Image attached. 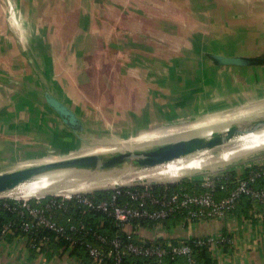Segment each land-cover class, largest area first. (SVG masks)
<instances>
[{
  "label": "crops",
  "instance_id": "0c3cea01",
  "mask_svg": "<svg viewBox=\"0 0 264 264\" xmlns=\"http://www.w3.org/2000/svg\"><path fill=\"white\" fill-rule=\"evenodd\" d=\"M250 4L247 0H0V161L18 162L28 153L47 151L64 135L79 142L47 107L43 95L54 93L72 106L76 96L66 94L67 76L82 82L83 70L97 66L108 53L126 57L127 66L138 69L142 94L135 98L141 102L122 121L124 131L131 129L128 137L153 123L160 130L168 123L217 114L205 111L207 101L218 92L238 95L231 76L253 69L214 67L206 54L253 55L264 50V4ZM180 12L194 23L182 24ZM181 39L188 40L190 47L180 46ZM169 51L183 52L185 57L171 56L168 63L159 59L157 53L163 57ZM149 60L157 76L164 63L168 66V73L158 76L150 90ZM260 69L264 67L254 71ZM198 101L202 109L187 115L195 111ZM80 102L77 99L84 112L77 104L72 107L83 118L101 111L102 107H92L90 112ZM180 110H186L183 118L172 119ZM85 121L91 132L90 122ZM9 149L18 150L19 155L27 151V155H8ZM247 166L234 168L233 178L236 173L246 174ZM196 177L186 179L190 186V179ZM257 186L264 187V182ZM228 191L220 189L219 196ZM164 222L135 225V240L163 243L212 238L219 241L209 248L214 264H264L262 204L243 199L221 220L188 225ZM37 246L26 236H6L0 240V264H81L62 248L48 243L40 249ZM176 264H186V259L179 258Z\"/></svg>",
  "mask_w": 264,
  "mask_h": 264
},
{
  "label": "built area",
  "instance_id": "2783aa9c",
  "mask_svg": "<svg viewBox=\"0 0 264 264\" xmlns=\"http://www.w3.org/2000/svg\"><path fill=\"white\" fill-rule=\"evenodd\" d=\"M247 173L236 175L234 169L200 175L191 181V189L182 184V181L162 184H142L137 186L121 187L112 190L107 199H99L96 192L74 193L72 195H51L36 197L34 199H10L14 205L3 202L0 208L16 211L24 217L26 212L28 220L21 221L24 232L33 229L46 228L70 242L66 253L71 255L72 248L79 241L75 236L85 233L95 237L96 242L104 247L87 244V251L92 264H106V260L113 259L114 264H121L127 255L141 256L153 259L156 264H165L167 259L176 261L186 259V264H198L195 257V246L211 248L218 240L212 238L184 240L176 238L164 244H149L148 240L135 242L133 228L144 222L158 223L167 219L179 217L183 225L203 223L206 221L221 220L230 216L243 199L264 206V187H258L264 182V161L247 166ZM237 172V171H236ZM226 183L232 184L224 196H219V190L225 189ZM160 187L159 189H156ZM49 198L46 203L45 199ZM8 198H0L4 200ZM75 200L87 211L101 212L114 219L118 233L111 239L100 234L83 220H72L69 227L59 225L56 221L55 209L68 211L69 202ZM34 201V203H32ZM12 224H6L0 232V240L10 232ZM122 235L123 237H121ZM48 238H41L36 245L38 249L45 247ZM85 243V241H82ZM227 242L231 243V240ZM106 246V247H105ZM79 262L80 258L73 255Z\"/></svg>",
  "mask_w": 264,
  "mask_h": 264
},
{
  "label": "water",
  "instance_id": "95a60500",
  "mask_svg": "<svg viewBox=\"0 0 264 264\" xmlns=\"http://www.w3.org/2000/svg\"><path fill=\"white\" fill-rule=\"evenodd\" d=\"M206 57L209 60L208 63L214 67H234L244 69L264 67V50L253 55H219L207 53ZM43 100L47 107L61 120V122L68 130L71 131L81 144L89 145V131L87 129L88 127L85 118L79 115L72 106L67 104L63 99L59 98L54 93L45 92ZM256 104L258 103H255V105ZM260 110H264V108H260L257 112L254 111L244 118L242 117L239 119L228 120L218 125H212L196 131L179 133L158 140L121 147H109L97 151H88L78 155H71L70 157H59L57 159L31 163L14 169L1 170L0 198L16 199L13 196L18 197L17 195L24 190V188L35 184H53L73 180H77L76 182H78L79 179L89 178L95 174L102 173L112 168L127 171L138 169L140 167H149L156 164L167 163L180 157L191 156L200 151L211 150L223 146H235L243 139L264 134V113H259ZM199 119H203V117L192 121L188 120L168 123L164 125V128L193 124L199 121ZM214 132H217L218 135L210 142L202 145L195 152L190 153L176 150L186 144L189 140H201L207 137L208 133ZM52 148L47 149V153H55V151H52ZM160 154L166 156L158 162H154L155 159H153V157ZM261 160H264V148L256 152H252L246 157H243L227 166H221L215 171L204 170L194 173L191 176L184 177L183 179L186 180L192 176L212 174L244 165H251ZM142 184L154 183L140 181L136 184L121 187L137 186ZM78 186L79 183H76L74 186H68L66 188L60 187V190L67 193L66 190L74 189ZM109 189L112 190L116 188ZM109 189L88 192L107 191ZM50 191L51 192L39 197L59 195L57 188L52 187Z\"/></svg>",
  "mask_w": 264,
  "mask_h": 264
},
{
  "label": "rangeland",
  "instance_id": "374dc122",
  "mask_svg": "<svg viewBox=\"0 0 264 264\" xmlns=\"http://www.w3.org/2000/svg\"><path fill=\"white\" fill-rule=\"evenodd\" d=\"M249 2H253L256 0H247ZM263 3H259L257 5H263ZM256 5V6H257ZM254 6V7H256ZM166 14V12H165ZM181 23H194L192 22V19H190V16L186 15L183 12L179 13ZM194 21V20H193ZM182 29L180 32L182 33ZM182 45L180 46H186L190 47V42L185 39H181ZM264 47V45H262ZM259 48H263V47ZM256 48V47H255ZM191 49V48H190ZM261 50V49H260ZM193 53V51H192ZM106 55L107 53H102ZM101 54V55H102ZM108 57L104 59V61L99 62V66H91L83 70L84 72V80L78 83L76 82L77 77H73L70 79V76H67V80L69 81L67 83L68 89H66V94L74 97V99L71 101V105L75 107L77 104V99L81 101L82 105L91 112L92 107H102L101 111L98 114L95 115H85L86 120L90 122L91 132L88 134L89 138V145L81 144L80 142H73L74 139L69 134L68 136H61L60 138L56 139L57 142H54L52 151H55V153H47V151H39V153L34 154V156H30L31 153L23 152V154H26V157H20L24 158L21 159L18 162H9L5 161V163H2L3 161H0V171L1 170H9L14 169L22 166L29 165L31 163L40 162L45 159H57L61 157V154L69 152L71 155H78L82 154L86 151L87 147L91 149H100V148H109L110 141L115 138L117 142H122L125 140H137L140 138H143V136H151L154 134H157L158 131L162 132H169L171 131V127L166 129H160L157 130L155 127V123L143 126L141 129L149 130L145 132L137 133L133 136H129L131 133V129L128 131H124V127H122L123 119H125V114L134 113L136 104H139L141 100H137L135 97H139L142 93H139L140 86L139 82H137V74L138 69H135L134 66L130 67L127 66L128 59L124 56L120 58L117 54L108 53ZM190 54V53H189ZM159 59H165L164 62L168 63V59L171 56H176L183 58L185 57L183 52H165L162 54L159 52L157 53ZM134 58V57H133ZM136 58V57H135ZM121 59V61H120ZM125 61H122V60ZM138 60V59H137ZM152 61H148L147 69L149 70L147 79H148V87L150 90V85L154 80L160 76L161 74L166 75L168 73V66L164 63V67H160L158 76L156 75L155 68L152 67ZM145 64V63H144ZM94 65V64H93ZM253 71H248L245 74H241L240 72L237 74L232 75V79L235 80V85H237L238 89V95L230 92L220 93L218 92L216 95H214V100L207 101L208 103L205 104V111H210V113H225L229 111H235L240 109L241 107H245L247 105H253L255 103L263 104L264 102V69L256 70L255 68H252ZM260 90V91H259ZM83 96V97H82ZM132 97V98H131ZM201 101V100H200ZM198 106H196L195 111L190 110V112H187L186 114L190 113H198V111L201 108V103L198 101ZM79 107V104H77ZM213 106V107H211ZM255 107H259L261 105H253ZM263 106V105H262ZM211 107V108H209ZM82 112H84V108L79 107ZM264 108V107H262ZM260 109V108H259ZM207 111V112H208ZM186 112V110H184ZM182 110L179 111L178 114H173L171 118H183L182 116L185 115ZM257 112V111H255ZM259 113H264V110H260ZM180 114V115H179ZM240 116V115H237ZM124 117V118H123ZM189 117V116H188ZM207 117V116H206ZM205 117V118H206ZM230 115H227L226 117H219L218 120H223L229 118ZM170 118V119H171ZM164 120L167 121V118ZM177 120V119H175ZM203 119H199L194 125H198L203 123ZM214 121V120H213ZM190 125V124H188ZM185 125H180L178 127H183ZM192 126V125H191ZM131 128H135V126H130ZM153 127V128H152ZM129 127L127 126V129ZM140 128V127H138ZM135 130V129H133ZM128 137V138H127ZM105 138V139H104ZM62 142V143H61ZM97 142V143H96ZM94 143V144H93ZM65 148V149H64ZM64 149V151H62ZM90 150V149H89ZM11 153H7L8 155H11L13 152L16 153V155H19L18 150L16 149H9ZM49 151V150H48ZM45 154V155H44ZM19 155V156H22ZM14 156V155H12ZM56 156V157H55ZM5 158V157H4ZM6 158H12V157H6ZM0 160H3L0 158ZM10 163V164H9ZM4 164V165H1ZM229 171V170H227ZM184 179H181L179 181H182ZM77 180L73 181H66L62 183H53L52 187L57 188V191L60 190V187H68V186H74ZM172 183V181L165 182ZM177 181H173L175 183ZM154 184H162V183H156L151 182ZM113 190V189H112ZM111 189L107 191H112ZM59 193V192H58ZM64 196V195H63ZM36 197H32L30 199H34ZM10 199V198H8Z\"/></svg>",
  "mask_w": 264,
  "mask_h": 264
},
{
  "label": "bare ground",
  "instance_id": "6f19581e",
  "mask_svg": "<svg viewBox=\"0 0 264 264\" xmlns=\"http://www.w3.org/2000/svg\"><path fill=\"white\" fill-rule=\"evenodd\" d=\"M264 0H256L253 1L250 6H256L259 3H263ZM263 104H256L261 105L259 107H255L253 105H247L245 107H241L235 111H229L225 113H219L212 116L204 117V121L201 124L194 125H185L183 127L171 126V131L169 132H162L161 130L158 131L157 134L151 136H143V138L137 140H125L122 142H117L116 139L113 138L110 141L111 147H121L125 145H131L136 143L148 142L153 140L162 139L165 137H169L171 135L185 133L190 131H196L202 128H206L212 125H218L228 120L232 119H239L247 117L254 111H257L259 108L264 107ZM263 105V106H262ZM230 115L229 118L218 120L219 117H226ZM240 115V116H237ZM214 120V121H213ZM192 125V126H191ZM208 136L201 139V140H189L186 144L182 145L181 147L177 148L176 150L179 151H186V152H195L199 149L202 145L210 142L214 139L218 133H208ZM105 139V138H104ZM97 143V142H96ZM94 144V143H93ZM53 147V144H50V148ZM105 148V147H104ZM103 147L100 149H91L87 147L86 151H97L103 150ZM264 148V134L260 136H255L247 139L241 140L235 146H223L218 147L211 150L200 151L188 157H180L176 160L169 161L163 164H156L154 166L149 167H140L138 169H132L127 171H122L118 168L108 169L102 173L95 174L89 178L79 179L78 183L79 186L74 189L66 190L65 193L63 190L59 191V195H72L74 193L79 192H88L94 190H101V189H109V188H117L126 185L136 184L140 181L146 182H156V183H165L169 181H179L184 177L191 176L194 173L201 172L204 170H212L215 171L217 168L221 166H227L243 157H246L252 152H256L260 149ZM90 149V150H89ZM45 155V154H44ZM71 154L69 152L61 154L60 158L70 157ZM166 155H157L154 156V162H158L160 159H163ZM56 157V156H55ZM54 159V158H53ZM52 159H45L43 161H48ZM171 183V182H170ZM52 188L51 183H44L41 185H31L27 188H24L17 196L14 198L16 199H30L32 197H39L51 192L50 189ZM64 192V193H62Z\"/></svg>",
  "mask_w": 264,
  "mask_h": 264
},
{
  "label": "trees",
  "instance_id": "16d2710c",
  "mask_svg": "<svg viewBox=\"0 0 264 264\" xmlns=\"http://www.w3.org/2000/svg\"><path fill=\"white\" fill-rule=\"evenodd\" d=\"M57 142V141H55ZM62 143V142H61ZM65 149V148H64ZM64 149L62 151H64ZM234 178L231 179V182ZM182 184L186 187L190 186V182L188 180L182 181ZM232 186L229 183H226V187ZM160 187H157L156 189H159ZM230 188V187H229ZM228 188V189H229ZM220 191V190H219ZM112 191H98L95 193L97 198L99 199H107L110 197ZM49 200V198L45 199L43 203H46ZM250 201V200H249ZM8 202L12 205H14V201L10 199H4L0 200V203ZM34 203V201H32ZM55 215H56V221L59 225H63L64 227H69L71 224L70 218L72 220H83L85 221L89 226H91L93 229L97 230L100 234H104L109 239L113 238L118 233V227L115 224L114 219L106 216L105 214L101 212H94V211H87L83 206L77 204L75 200L69 202V208L68 211L65 213L63 210L55 209ZM29 215L25 212L24 217H21L19 213L16 211L8 210L5 208H0V232L4 228L6 224H12V227L10 228V232L7 236L16 235V236H26L30 240V243L35 244L37 243L41 238L47 237L48 238V244L52 245L54 248H62L64 252H66L69 248L70 242L67 241L64 238L57 237V234L50 229L46 228H38L33 229L30 232H24L21 228V221L22 220H28ZM172 222L177 223L178 221H181L179 217H174L167 219L166 222ZM79 241L75 244V246L72 248L71 255H76L80 258L81 264H92V259L90 258L86 245L93 244L96 247H104L103 244L96 242V239L92 235H86L85 233H78L75 235ZM123 237L122 235H120ZM82 241H85L83 243ZM136 243H140L141 241L135 240ZM149 244H160L161 241L157 242H148ZM164 244V242H163ZM195 247V257L198 264H214L212 258H211V252L210 249L206 246H195L194 243H191ZM106 247V246H105ZM170 261L171 264H176V261ZM179 260V259H178ZM150 262H155L153 259L141 257V256H134V255H127L123 257L121 264H149ZM106 264H114L113 259H108L105 262Z\"/></svg>",
  "mask_w": 264,
  "mask_h": 264
}]
</instances>
